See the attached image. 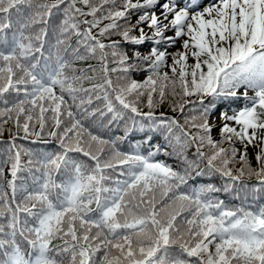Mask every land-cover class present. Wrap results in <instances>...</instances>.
<instances>
[{"label":"snow or ice","instance_id":"6c2138e0","mask_svg":"<svg viewBox=\"0 0 264 264\" xmlns=\"http://www.w3.org/2000/svg\"><path fill=\"white\" fill-rule=\"evenodd\" d=\"M0 103V264H264V0H0Z\"/></svg>","mask_w":264,"mask_h":264},{"label":"trees","instance_id":"16d2710c","mask_svg":"<svg viewBox=\"0 0 264 264\" xmlns=\"http://www.w3.org/2000/svg\"><path fill=\"white\" fill-rule=\"evenodd\" d=\"M94 2H98V0H94ZM53 19L58 22L59 19H62V16H54ZM89 19H91V18L89 17ZM114 38H117V37H114ZM49 41H50V43H55V40L52 37L51 32L49 33ZM75 41H76V37L72 36L69 39L68 43H70L72 45V47L75 48L77 46ZM47 47L48 46L46 45L45 46V48H46L45 55H48ZM62 48H63V46H61V54H63ZM144 50L146 51V49H144ZM81 51L83 52V49H81ZM65 58L68 60H71L70 55L66 56ZM96 63L97 62L94 59L87 60V61H74L71 63V68H75V69L87 68L89 65H96ZM67 71H68L69 75L72 74L70 69ZM134 78H136L137 80H142L144 78V75H136V76H134ZM113 79H115V77H113ZM84 86L90 87V84L85 83ZM56 91H57V94H59L58 88L56 89ZM9 99L11 100L12 97L9 96ZM241 103H242V101H237L234 106L239 107L241 105ZM3 107H4V105L2 103H0V108H3ZM86 107H89V111H91L92 109H95V108H101L102 109L103 108V102L93 100V104L91 106H86ZM72 110L74 112H76L75 107ZM143 110L147 111L146 108H144ZM219 110H227L226 105L221 103L220 109H218V112H219ZM161 112L165 113V115H168V116L178 117V118H180V122L183 123V117L180 116V114L178 112L173 113L171 111V109L168 107L167 103L156 110L157 115H159ZM110 120H111V114H106L103 117H100L99 114H97V117H90L88 119H85L84 123L86 124V126L90 127L94 133H98L99 135H101L105 139H109V138L116 139L118 137L123 138L125 136V123L127 121V117H125L124 120H117V121H114L112 123H109ZM128 123H130V122H128ZM4 127H5V132H4V135L2 137H0V142L7 141L10 139V136H9L7 129L9 127H12V126L9 124V125H5ZM12 130H13V132L15 131L14 127L12 128ZM214 130L217 131V138L216 139L218 140L219 139L218 128L214 129ZM192 131H195V130L193 129ZM22 135H23V133H21V136ZM143 136H144V134L139 132V131L132 133L127 138H124V139L118 141L117 147L120 148L122 151H130L132 145L142 142ZM44 141H48V142L45 143ZM44 141H39V142L33 144L30 142V140L17 139L16 142H17V144H21V145H24L25 147H29V148L39 150V151H44V150L51 151V150H54L56 148L55 141L50 140L47 136L44 137ZM152 144H153V146L163 145L164 144L163 137L160 135H156L152 140ZM225 146H227V145H225ZM3 147H4V144L0 143V149H2ZM168 151H171V149L169 148ZM192 151H194V149H190L187 153V155L190 158L192 155ZM145 154H146V151H145ZM23 159L26 160L27 157H23ZM154 159L158 160V161H165L166 163L172 165L174 168H176L177 164H178L177 160L173 156L164 155L163 148L161 150V153L159 155H157L156 157H154ZM249 159L252 162L253 166H255L254 150L251 148L249 149ZM246 182L248 184H255L256 183L255 180H250V181H246ZM204 183H211V184L215 185L217 188H220L221 191L219 193H217L216 196L220 200H223L228 207H236V206L240 205V200L235 195H229L228 193L223 191L224 181L220 177H213L211 179L204 177V178H197L196 180H189L190 185L199 186V185H202Z\"/></svg>","mask_w":264,"mask_h":264},{"label":"rangeland","instance_id":"374dc122","mask_svg":"<svg viewBox=\"0 0 264 264\" xmlns=\"http://www.w3.org/2000/svg\"><path fill=\"white\" fill-rule=\"evenodd\" d=\"M208 2H209V0H203L204 4H207ZM169 35H171V33H169ZM189 62L191 63L192 61H189ZM217 115H218V113H217ZM212 135H213V138L216 139L217 138V131L213 130Z\"/></svg>","mask_w":264,"mask_h":264}]
</instances>
